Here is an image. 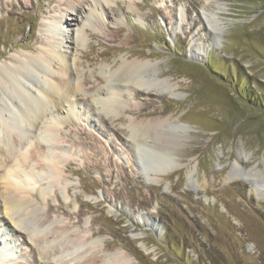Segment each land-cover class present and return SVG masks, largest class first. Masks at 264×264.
I'll return each mask as SVG.
<instances>
[{"label": "rangeland", "instance_id": "1", "mask_svg": "<svg viewBox=\"0 0 264 264\" xmlns=\"http://www.w3.org/2000/svg\"><path fill=\"white\" fill-rule=\"evenodd\" d=\"M19 1L30 12L17 20L8 13ZM65 1L71 0H0V64L40 55L45 25L63 17L58 49L78 72L72 83L86 89L78 114L58 125L60 145L73 150V160L55 184H37L48 191L38 207L51 222L37 229L68 225L92 247L125 250L136 264H264V201L251 185L231 180L253 171L257 189L264 186V0H114L97 8L99 20L89 21L83 10L74 23L61 14ZM80 29L84 40L69 46ZM122 60L149 63L146 75L177 86L175 98L124 93L136 112L122 118L92 104L87 98L104 85L101 76ZM121 84L114 77L99 92ZM132 120L166 121L161 128L174 144L161 150L179 171L155 185L142 178L127 127ZM30 139L24 152L35 148V134ZM42 162L30 166L35 174L43 173ZM0 212V252L7 254L0 264H36L26 231L41 232L25 221L26 230L15 231ZM55 256L41 264H64Z\"/></svg>", "mask_w": 264, "mask_h": 264}, {"label": "bare ground", "instance_id": "2", "mask_svg": "<svg viewBox=\"0 0 264 264\" xmlns=\"http://www.w3.org/2000/svg\"><path fill=\"white\" fill-rule=\"evenodd\" d=\"M52 1L55 2V0ZM113 1H65L63 4L65 8L61 9V14L68 16L66 22L74 23L79 22L85 10L86 14L89 11V21L99 20L101 14L98 13L97 8L102 5V2L110 4ZM32 3L33 0H31ZM10 8L8 15L17 20L30 12L29 6L23 1L10 3ZM3 10L4 7L0 6V11ZM56 17H52L51 21L45 25V37L42 39L44 49L40 55L24 54L22 58H13L11 66L0 64V209L3 212V218H7L9 223L16 228L15 231H18L17 227L23 230L22 225L25 221L27 227L29 225L34 231L41 232V234H31L26 231L25 241L30 240L32 244L36 264H41L46 257H56L57 254L59 257L56 262L64 264L70 262L75 264H136V259L125 250L109 251L105 244L103 248L92 247L86 236L72 235L68 225L53 226V229L49 227L45 230L37 229L51 223L48 218L45 219L46 217L41 215L42 209L38 207L42 200L47 199L46 192L48 191L46 188L38 189L37 184L40 185L39 183L46 180L55 184L61 179L62 173L74 158L73 150L70 153L69 148L60 145L62 141H60L59 122L72 121L73 117L78 114L77 106H80V101H83V97H80L86 95L84 83H72V78L76 77L78 72L71 70L70 56L59 52L57 41L61 37L58 35V30L60 31L63 17ZM70 25L72 26L68 24ZM213 27L219 35L217 36L221 37L223 30L219 24L214 23ZM82 31L80 29L76 36L72 34L74 37L71 38L69 46L70 44L78 45L84 40ZM121 32L122 29H119L116 39ZM90 36L98 38L95 33H90ZM26 48L29 51L32 50L29 45ZM148 66L149 63L142 60L124 61L110 75L106 73L101 76L104 85L95 86L94 89H96L87 99L92 104L100 105L104 110L107 109L108 113L111 111L114 114L111 115L115 118H122L126 113L136 112V109L128 108L130 106L128 102L121 99L120 96L124 93L134 97L142 95L140 91L143 90L146 94L156 92L175 98L177 86L169 80L160 82L152 80L150 75H146L145 69ZM114 77L122 82L119 88H111L105 95L100 93L102 88H110ZM31 86L35 87L39 94H36ZM61 106L66 109L65 112H60L58 107L61 108ZM54 107L57 108L58 115L53 113L56 112ZM165 123V120H132L129 123L130 126H127L134 140L132 146H134L136 158L142 163V168L138 170L142 178L153 185L161 182L159 177L168 176L181 168L178 163L170 160L165 150H161V148L167 150V144L170 142L174 144L173 139L175 138L171 139L170 134L168 136L164 133L161 127L164 128ZM33 134L37 138L35 148L32 147V150L28 145L31 151L26 149L27 152H24V146ZM152 155L157 157L153 162L150 160ZM41 158L43 173L38 175L30 166ZM2 167H5L3 171ZM233 175L232 181H241L251 185L255 188L257 199L264 201V186L257 189L256 173L253 171L236 172ZM91 235L94 236V232ZM0 254V260L7 259L6 253L0 252ZM65 254L67 255L64 256Z\"/></svg>", "mask_w": 264, "mask_h": 264}]
</instances>
